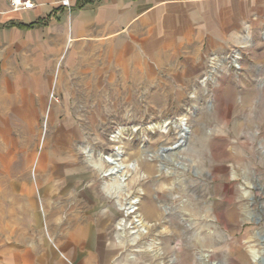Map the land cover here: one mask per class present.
Returning a JSON list of instances; mask_svg holds the SVG:
<instances>
[{
	"label": "rangeland",
	"instance_id": "1",
	"mask_svg": "<svg viewBox=\"0 0 264 264\" xmlns=\"http://www.w3.org/2000/svg\"><path fill=\"white\" fill-rule=\"evenodd\" d=\"M120 47H76L34 128L0 112V264H264V32L175 66Z\"/></svg>",
	"mask_w": 264,
	"mask_h": 264
},
{
	"label": "crops",
	"instance_id": "2",
	"mask_svg": "<svg viewBox=\"0 0 264 264\" xmlns=\"http://www.w3.org/2000/svg\"><path fill=\"white\" fill-rule=\"evenodd\" d=\"M33 1L11 11L0 0V112L12 113V123L28 120L23 129L35 127L34 101L43 109L57 66L80 45L117 42L148 65L175 66L178 51L218 53L264 32V0Z\"/></svg>",
	"mask_w": 264,
	"mask_h": 264
},
{
	"label": "bare ground",
	"instance_id": "3",
	"mask_svg": "<svg viewBox=\"0 0 264 264\" xmlns=\"http://www.w3.org/2000/svg\"><path fill=\"white\" fill-rule=\"evenodd\" d=\"M178 124V129L180 131L179 135H180V139H183V133H186V128L183 122H179ZM177 144V143H176ZM106 163H108L110 165V167L104 171V175H110V174H118V180L114 183L111 184V189L113 190V192L118 196L120 194L123 193V189H122V184H121V180L124 179V176L126 175L124 168L128 169L129 168V164L127 166H124L121 164L120 162V154L118 151L113 152L111 155L107 156V158L105 159ZM135 167V165H133ZM132 167V168H134ZM130 168V169H132ZM127 171V170H126ZM128 198V196H127ZM126 199V198H125ZM127 202L124 205V210L126 211V214H132L136 212L137 206L136 204L139 202V199H135V198H128L126 200ZM136 216V215H135ZM140 217V216H139ZM136 221H138L139 223L142 224V226H146V224L143 223V220H141L140 218L137 219ZM134 241V238L131 239V242ZM252 257L256 258L257 254L255 253V251H252ZM257 259V258H256Z\"/></svg>",
	"mask_w": 264,
	"mask_h": 264
},
{
	"label": "built area",
	"instance_id": "4",
	"mask_svg": "<svg viewBox=\"0 0 264 264\" xmlns=\"http://www.w3.org/2000/svg\"><path fill=\"white\" fill-rule=\"evenodd\" d=\"M11 11H20L32 9L36 6L33 0H5ZM64 4H68V0H62Z\"/></svg>",
	"mask_w": 264,
	"mask_h": 264
},
{
	"label": "water",
	"instance_id": "5",
	"mask_svg": "<svg viewBox=\"0 0 264 264\" xmlns=\"http://www.w3.org/2000/svg\"><path fill=\"white\" fill-rule=\"evenodd\" d=\"M177 146V144H174V145H172V146H170V147H162L161 149H160V151H164V150H166V149H171L172 147H176ZM257 260H258V262H262V259H261V257H257Z\"/></svg>",
	"mask_w": 264,
	"mask_h": 264
},
{
	"label": "trees",
	"instance_id": "6",
	"mask_svg": "<svg viewBox=\"0 0 264 264\" xmlns=\"http://www.w3.org/2000/svg\"><path fill=\"white\" fill-rule=\"evenodd\" d=\"M78 1H81V0H78ZM83 1H88V0H83ZM79 6H81V5H79ZM45 22V21H44ZM35 23H38L37 21H35V22H33V23H30V24H28L29 26L30 25H32V24H35ZM42 24H43V21L41 22Z\"/></svg>",
	"mask_w": 264,
	"mask_h": 264
}]
</instances>
